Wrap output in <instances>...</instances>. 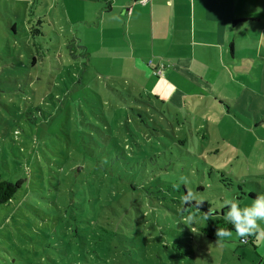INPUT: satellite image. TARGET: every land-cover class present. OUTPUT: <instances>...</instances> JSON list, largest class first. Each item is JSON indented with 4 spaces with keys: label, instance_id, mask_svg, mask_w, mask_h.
Masks as SVG:
<instances>
[{
    "label": "rangeland",
    "instance_id": "rangeland-1",
    "mask_svg": "<svg viewBox=\"0 0 264 264\" xmlns=\"http://www.w3.org/2000/svg\"><path fill=\"white\" fill-rule=\"evenodd\" d=\"M63 1L26 10L0 0V178L23 182L0 206V264H264V176L256 175L264 151L244 110L251 84L225 77L234 99L226 117L207 115L202 104V113L192 106L170 112L174 105L161 97L174 92L160 58L147 63V52L128 54L135 67L125 73L129 79L108 80L68 54ZM39 29L33 47L26 31ZM101 53L111 64V49ZM195 87L208 94L214 88ZM133 96L152 107V118L135 113L141 106ZM216 147L222 151L214 160ZM209 165L234 176L222 182ZM73 174L83 202L68 194ZM187 201H207L253 239L242 245L236 231L208 238L200 231L206 218Z\"/></svg>",
    "mask_w": 264,
    "mask_h": 264
},
{
    "label": "crops",
    "instance_id": "crops-1",
    "mask_svg": "<svg viewBox=\"0 0 264 264\" xmlns=\"http://www.w3.org/2000/svg\"><path fill=\"white\" fill-rule=\"evenodd\" d=\"M7 1L3 0L4 6ZM9 1L23 3L28 10L41 0ZM49 1L53 0H43L44 4ZM137 1H63L68 12L70 36H75L86 47L90 67L96 68L108 80H128L125 73L135 68L127 62L128 54L141 56L147 52V63L151 57L154 61L160 58L166 63L165 76L174 92L169 98L161 97L174 105L175 110L170 112H193L191 106L198 110L202 104L207 115L212 116L218 111L226 117L231 108L228 102L232 103L234 99L228 95L225 77L238 85L251 84L253 96L246 102L248 106L244 110L255 119L257 148L258 152H263L264 0H151L144 6ZM50 13L52 16V10ZM0 14L5 12L0 9ZM11 31L13 35L17 34L15 24L10 26ZM105 49H111L109 66L99 60L104 59L101 52ZM233 71L238 73L237 78L225 74ZM195 86L214 88L208 94L197 92ZM215 87L221 90L217 91ZM168 91L171 92L170 88ZM199 112L202 113L201 109ZM232 113L238 111L232 110ZM221 151L216 147L211 158L217 160ZM258 169L260 173L256 175L264 176V168Z\"/></svg>",
    "mask_w": 264,
    "mask_h": 264
},
{
    "label": "trees",
    "instance_id": "trees-1",
    "mask_svg": "<svg viewBox=\"0 0 264 264\" xmlns=\"http://www.w3.org/2000/svg\"><path fill=\"white\" fill-rule=\"evenodd\" d=\"M51 22V21H48ZM41 24V23H39ZM42 27L41 25L39 26V28ZM27 35L29 36V42H32L31 46L35 47V42L34 41V37L36 35L40 34V29L38 31H36L35 35H31L33 31H26ZM11 33L13 34V31H11ZM16 35V34H15ZM68 43L65 45L68 48V54L73 58V59H77L79 60V64L80 65H89L90 66V62H89V53L86 50V47L84 45H82L79 41V39H77L75 36H69ZM39 63H41L39 61ZM86 63V64H84ZM113 93H119V91L116 89L115 92ZM130 94V93H129ZM144 100V99H143ZM141 98H139L138 96H133V102L138 105L141 106L139 109L135 108V113L138 112L139 113H145L146 117L147 115H149L148 118H152L151 117V108H149V110L147 109L148 103L144 100L143 101ZM142 106H146V109L142 108ZM133 109V108H132ZM138 114H136V116H138ZM140 114L138 117L143 118V115ZM142 122V121H140ZM143 124L147 125V122H143ZM140 124H137V126H140ZM140 131V129H139ZM14 134L17 136L19 134L18 131H15ZM111 137V136H110ZM198 156V154H197ZM204 158V157H203ZM204 160L208 161L207 159L204 158ZM209 169L211 171H213L215 174H217L218 177L221 178V181H223V179L227 180V178H224V176L228 177V175L230 176V178L232 179L234 176V173H232L231 171H229L230 173H227L224 168L217 170L218 168L213 167V165H209L208 166ZM72 173H76V169L72 170ZM74 175V174H73ZM77 175V174H76ZM76 175H74V180L68 184V194H70V198H73V196H77L78 201L83 202L84 201V196H83V192L78 188L79 183L76 182ZM230 182V181H229ZM22 180H18L16 182H13L11 180H5V179H1L0 178V206L1 205H6L8 203H10L15 195L17 194L18 190L21 188L22 185ZM252 198L253 200L256 201V203L260 202L261 200H258V198H255L252 194ZM82 204V203H81ZM188 207H193L194 209L200 211L202 213V215L206 218V221L208 223L207 227H203L200 228V231L202 234H204L205 236H207L208 238L211 239H215L218 237H224L226 234H229L232 231H236L239 234V242L242 245L248 244L251 242V240L253 239V234H251L252 232L249 229H245V228H237L236 227V223L235 220L230 219V217L225 218V213L224 211H217L215 210L214 212H212L210 210V204L207 201H193V202H186L185 204ZM78 207V205H77ZM69 208H73V205L69 206ZM70 226V225H69ZM245 235V236H244ZM253 242V241H252ZM174 247H177V245L175 244ZM188 256L191 255V251L187 253ZM175 258H177V253L175 255Z\"/></svg>",
    "mask_w": 264,
    "mask_h": 264
},
{
    "label": "built area",
    "instance_id": "built-area-1",
    "mask_svg": "<svg viewBox=\"0 0 264 264\" xmlns=\"http://www.w3.org/2000/svg\"><path fill=\"white\" fill-rule=\"evenodd\" d=\"M149 1H151V0H139V2H141V3H143V4H146V3H148Z\"/></svg>",
    "mask_w": 264,
    "mask_h": 264
}]
</instances>
